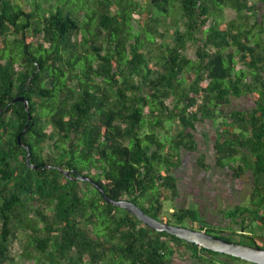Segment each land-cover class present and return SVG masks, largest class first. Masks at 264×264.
<instances>
[{
  "label": "trees",
  "instance_id": "1",
  "mask_svg": "<svg viewBox=\"0 0 264 264\" xmlns=\"http://www.w3.org/2000/svg\"><path fill=\"white\" fill-rule=\"evenodd\" d=\"M26 2L0 0V264H19L22 242L33 264H171L181 248L249 264L156 232L60 170L163 221L181 152L198 154L196 126L213 122L214 166L251 180L222 211L244 234L200 225L190 206L167 223L264 248V0ZM242 97L253 106L229 110ZM197 165L211 168L205 154Z\"/></svg>",
  "mask_w": 264,
  "mask_h": 264
},
{
  "label": "rangeland",
  "instance_id": "2",
  "mask_svg": "<svg viewBox=\"0 0 264 264\" xmlns=\"http://www.w3.org/2000/svg\"><path fill=\"white\" fill-rule=\"evenodd\" d=\"M26 1L28 0H23L27 5ZM235 17L236 14L232 10H225L226 21L234 20ZM188 54L191 55V52H188ZM234 105L242 110H249L253 106V101L248 97L239 99L232 98L230 107L234 108L232 107ZM208 129L209 131L211 129L209 122L197 124L196 126L194 137L199 144L198 154L181 152L182 166L176 171L179 180V197L172 200L169 193H163V195L168 196V200L163 203L162 220L164 222L169 220V213L173 211L172 208L174 205L177 208L196 207L201 218L200 225L202 224L208 227L214 226L216 229H220V231L228 234L232 231L244 234L242 231H239V226H236V224H233L225 218L222 211L234 205L243 204L246 201L251 187V180L249 177L234 180L230 177V173L227 170L218 169L214 166L213 144L215 138L214 130L216 129L210 132V134L213 132L212 136L210 134L207 135ZM172 134L173 132L170 131V135ZM200 154L206 155V162L211 167L209 171H204L197 165V159ZM183 226L191 228L188 222L184 223ZM192 228L197 230L199 225L193 224ZM254 231L256 235L261 233L257 228ZM231 238L239 241L242 240L238 235H232ZM258 244L264 246V239H258ZM23 247V242L13 247L12 253L15 261H18L19 264H33L32 261L21 259ZM181 253L173 257L171 264H187L188 261H191L190 254L185 252L183 248H181ZM215 259L218 260V258ZM200 263L211 264L207 258L204 261H200ZM214 264L220 263L216 261Z\"/></svg>",
  "mask_w": 264,
  "mask_h": 264
},
{
  "label": "water",
  "instance_id": "3",
  "mask_svg": "<svg viewBox=\"0 0 264 264\" xmlns=\"http://www.w3.org/2000/svg\"><path fill=\"white\" fill-rule=\"evenodd\" d=\"M16 101L22 102L24 104L26 112L28 114V120H31V115L28 108L29 102L21 97L13 99V102ZM28 126H29L28 124L25 125L24 130L27 129ZM23 133L24 131L17 136V142L19 145H22L20 136ZM25 149L27 151L25 158L27 165L30 168L38 169L37 166H33L30 164L29 162L30 150L28 147H25ZM60 173H62L66 178H69L71 180H78L91 184L100 193L102 198L107 203L125 210L133 217H135L143 225L149 227L150 229L156 232H166L172 236H175L199 248H204L206 250L215 253L237 258L251 264H264V248L243 245L240 243L224 240L222 238L207 234L204 231L196 230L193 228H186L177 225H171L168 224L167 222L159 221L145 214L137 205H135L131 201H128L126 199H122L119 201L111 200L105 195L102 187L98 185V183L90 179L89 177L81 176L78 174H76L75 177H71L70 172L63 169L60 170Z\"/></svg>",
  "mask_w": 264,
  "mask_h": 264
},
{
  "label": "crops",
  "instance_id": "4",
  "mask_svg": "<svg viewBox=\"0 0 264 264\" xmlns=\"http://www.w3.org/2000/svg\"><path fill=\"white\" fill-rule=\"evenodd\" d=\"M242 98H247V97H242ZM248 98H250V97H248ZM230 107V106H229ZM232 107H234V108H229V110H231V109H238V110H242L241 108H239V107H235V105L234 106H232ZM209 122V124H210V127H211V129H210V131H209V129L207 130V135H209L210 134V132L211 131H213L214 129H217V126H216V124H214L213 122H210V121H208ZM207 123V122H206ZM213 133V132H212ZM212 133L210 134V136H212ZM214 134H215V138H216V130H214ZM215 138H214V144H215ZM214 144H213V150H214Z\"/></svg>",
  "mask_w": 264,
  "mask_h": 264
},
{
  "label": "flooded vegetation",
  "instance_id": "5",
  "mask_svg": "<svg viewBox=\"0 0 264 264\" xmlns=\"http://www.w3.org/2000/svg\"><path fill=\"white\" fill-rule=\"evenodd\" d=\"M192 228V227H191ZM194 229V228H193ZM185 252H188L190 255V258H191V261L189 262L188 261V263L187 264H201L200 263V260L198 261V259H196V258H194V255L190 252V251H187V250H184ZM216 258H219V257H216ZM225 260V259H224ZM242 261V260H241ZM216 262V261H215ZM243 263V262H242ZM248 263V262H247ZM249 264H251V263H249Z\"/></svg>",
  "mask_w": 264,
  "mask_h": 264
}]
</instances>
